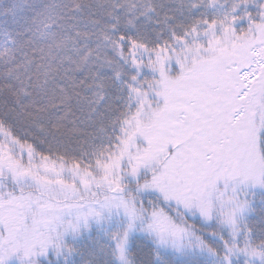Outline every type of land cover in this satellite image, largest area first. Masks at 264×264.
I'll return each instance as SVG.
<instances>
[{
	"label": "snow or ice",
	"instance_id": "1",
	"mask_svg": "<svg viewBox=\"0 0 264 264\" xmlns=\"http://www.w3.org/2000/svg\"><path fill=\"white\" fill-rule=\"evenodd\" d=\"M0 264H264V0H0Z\"/></svg>",
	"mask_w": 264,
	"mask_h": 264
}]
</instances>
